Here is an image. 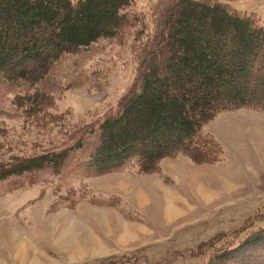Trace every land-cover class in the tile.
<instances>
[{
	"label": "trees",
	"instance_id": "trees-1",
	"mask_svg": "<svg viewBox=\"0 0 264 264\" xmlns=\"http://www.w3.org/2000/svg\"><path fill=\"white\" fill-rule=\"evenodd\" d=\"M136 2L0 0V78L17 89L12 106L24 118L23 129L38 136L72 128L49 111L64 92L63 57L100 40H130L140 89L100 123L97 143L81 165L86 177L131 168L139 175L159 173L163 160L178 156L219 162L221 145L204 126L225 111L264 110V24L256 14L213 0H176L151 32ZM75 81L67 89L79 87ZM6 132L0 121V134ZM7 142L0 145V182L29 175L33 185L37 173L59 175L73 149L33 141L19 150ZM194 253L205 258L201 264H264V212L217 233Z\"/></svg>",
	"mask_w": 264,
	"mask_h": 264
},
{
	"label": "rangeland",
	"instance_id": "rangeland-1",
	"mask_svg": "<svg viewBox=\"0 0 264 264\" xmlns=\"http://www.w3.org/2000/svg\"><path fill=\"white\" fill-rule=\"evenodd\" d=\"M175 1L137 0L134 9L154 32ZM213 1L256 14L264 24V0ZM129 42L100 40L63 57L64 92L49 111L70 121L68 132L25 131L12 106L17 89L0 78V121L7 129L0 145L10 140L20 150L41 141L47 149L73 148L59 175L37 173L33 185L29 175L0 182V264H201L205 258L194 253L200 243L264 212V110L225 111L204 126L221 145L219 162L178 156L149 175L134 168L97 177L81 173L100 123L140 89ZM72 81L80 86L67 89Z\"/></svg>",
	"mask_w": 264,
	"mask_h": 264
},
{
	"label": "bare ground",
	"instance_id": "bare-ground-1",
	"mask_svg": "<svg viewBox=\"0 0 264 264\" xmlns=\"http://www.w3.org/2000/svg\"><path fill=\"white\" fill-rule=\"evenodd\" d=\"M206 192V191H205Z\"/></svg>",
	"mask_w": 264,
	"mask_h": 264
}]
</instances>
